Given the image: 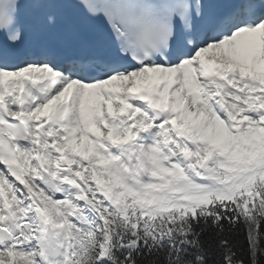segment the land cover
<instances>
[{"label": "snow or ice", "instance_id": "obj_1", "mask_svg": "<svg viewBox=\"0 0 264 264\" xmlns=\"http://www.w3.org/2000/svg\"><path fill=\"white\" fill-rule=\"evenodd\" d=\"M0 264H264V0H0Z\"/></svg>", "mask_w": 264, "mask_h": 264}, {"label": "trees", "instance_id": "obj_2", "mask_svg": "<svg viewBox=\"0 0 264 264\" xmlns=\"http://www.w3.org/2000/svg\"><path fill=\"white\" fill-rule=\"evenodd\" d=\"M233 240H234V242H243L244 241V237L242 235L234 236Z\"/></svg>", "mask_w": 264, "mask_h": 264}]
</instances>
